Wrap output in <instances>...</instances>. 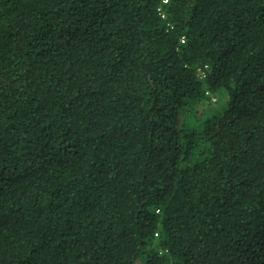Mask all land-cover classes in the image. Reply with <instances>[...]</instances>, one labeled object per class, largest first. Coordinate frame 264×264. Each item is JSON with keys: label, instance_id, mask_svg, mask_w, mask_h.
Listing matches in <instances>:
<instances>
[{"label": "trees", "instance_id": "16d2710c", "mask_svg": "<svg viewBox=\"0 0 264 264\" xmlns=\"http://www.w3.org/2000/svg\"><path fill=\"white\" fill-rule=\"evenodd\" d=\"M0 264H264V0H0Z\"/></svg>", "mask_w": 264, "mask_h": 264}, {"label": "rangeland", "instance_id": "374dc122", "mask_svg": "<svg viewBox=\"0 0 264 264\" xmlns=\"http://www.w3.org/2000/svg\"><path fill=\"white\" fill-rule=\"evenodd\" d=\"M225 94L223 93H220L219 94V101L216 97H214V95H210V99H211V102H210V106L206 109L208 110L209 112H213L215 110H218L220 106H223L224 105V102H225ZM214 102H218L217 104H214Z\"/></svg>", "mask_w": 264, "mask_h": 264}, {"label": "built area", "instance_id": "2783aa9c", "mask_svg": "<svg viewBox=\"0 0 264 264\" xmlns=\"http://www.w3.org/2000/svg\"><path fill=\"white\" fill-rule=\"evenodd\" d=\"M162 2H167V0H162ZM160 10V9H159ZM161 12V11H160ZM161 16H163V14L161 15ZM199 76L201 77V78H203L204 77V73H203V71H200L199 72Z\"/></svg>", "mask_w": 264, "mask_h": 264}]
</instances>
